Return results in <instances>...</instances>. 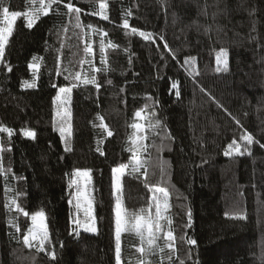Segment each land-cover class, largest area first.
Returning <instances> with one entry per match:
<instances>
[{
	"label": "trees",
	"instance_id": "trees-1",
	"mask_svg": "<svg viewBox=\"0 0 264 264\" xmlns=\"http://www.w3.org/2000/svg\"><path fill=\"white\" fill-rule=\"evenodd\" d=\"M71 2L82 9L83 25L102 32L87 35L92 30L85 27L81 33L61 4V15L41 16L31 29L19 18L5 49L12 71L0 65V125L13 129L11 137L0 133V146L10 149L2 153L4 166L12 170L7 185L0 175V264H115L113 169L132 161L135 130L130 125L147 123L135 117L146 105L142 115L161 126L147 129V151L140 156L148 164L122 176L120 201L138 214L153 205L154 187L169 192L176 253L169 261L166 248L149 257L151 264H264V0H106L109 20L93 14L99 0ZM7 5L21 12L29 7L27 0H7ZM129 9L132 15L126 16ZM125 18L128 29L122 27ZM131 27L152 33L156 43L132 35ZM101 38L109 70L93 73L89 63L80 61L105 67ZM109 42L119 47L110 48ZM87 44L92 54L84 52ZM221 52L228 56L226 71H217ZM32 64L38 65L35 76ZM65 68L96 75L101 85L99 90L91 84L74 88L68 140L61 138L55 120L58 89L71 84ZM25 80L36 86L26 87ZM173 81L179 82V98ZM23 130L34 131L36 138H26ZM249 133L259 141L250 146L251 156L224 155L234 139L243 150L241 137ZM66 143L71 151H65ZM85 169L92 172L97 235L76 234L73 226L69 180ZM6 187L13 190L6 193ZM12 197L29 216L6 206ZM151 210L154 214L155 207ZM40 211L51 236L46 249H54L55 260L22 242L32 227L30 215ZM240 215L246 219L233 218ZM189 238L197 244H188ZM138 244L134 235H122L125 264H135Z\"/></svg>",
	"mask_w": 264,
	"mask_h": 264
},
{
	"label": "snow or ice",
	"instance_id": "snow-or-ice-1",
	"mask_svg": "<svg viewBox=\"0 0 264 264\" xmlns=\"http://www.w3.org/2000/svg\"><path fill=\"white\" fill-rule=\"evenodd\" d=\"M27 3L29 5L28 10L21 12L16 10H10L9 6L7 5V0H0V65H3L8 72L12 71V67L6 63L5 60V49L9 43V40L13 34L14 26L18 18L23 17L25 20V25L27 28L31 29L35 26V24L38 22L41 16H48L50 13L55 15H61V11L59 8V5L63 4V7L67 10L66 13H63L64 15L69 17V20L73 23V27L76 29H80L81 33H84L85 27L88 29H91V33H88L87 35H93L98 34L99 32H102L101 29L95 28L93 25L89 24L87 26L83 25L81 22V12L82 9L79 7L74 6V4L71 2V0H68L67 3H63V0H27ZM56 6V7H54ZM108 4L106 0H99V10L95 11L93 14L100 16L103 20H109V16L107 13ZM207 4H205V14H206ZM132 12L131 10H127L126 16H131ZM122 27L124 29L130 28V24L127 18L123 19ZM63 31L67 32L68 28L65 26L63 27ZM131 34L132 35H139L142 37L145 41H150L151 43H156V40L152 33H147L144 31H140L135 27H131ZM103 36H107V32H103ZM161 40H163V37H160ZM159 47V45H157ZM108 47L110 48H118L119 46L116 44H113L111 42L108 43ZM164 48H168V44L165 41L163 44ZM171 51V49H169ZM84 52L87 54L93 53V48L91 44H87L84 48ZM221 56L226 57L227 53L222 52ZM221 56L217 57V64L221 63ZM34 61L37 58H33ZM40 61H42V57L39 58ZM173 59H175V56L173 55ZM59 60V58H58ZM100 62L102 65H105V67L97 68L92 64V61L88 60H81L80 63H89L91 66V71L93 73H101V72H107L109 68L107 67L108 60L105 54V44L103 41V38H101L100 42ZM187 63V61H185ZM224 70H227V60L224 59ZM29 67L36 68L38 67L37 64L29 65ZM220 68H217V71H220ZM67 73V75L64 76L65 80H69L71 82L70 86L66 87H60L59 92L64 95L65 97V112L64 115L61 116V122L57 128L59 131V134L62 139L68 140L69 137L72 135V124L70 121V114L67 111L66 103L67 99L70 97V94L72 92V89L75 87H79L80 84L84 85H94L97 90L101 87V85L97 81L96 75L88 76L87 74L82 75L81 72H74L71 68H65L63 70ZM35 76V72L33 73ZM57 74H61L59 71ZM195 75H199L197 72ZM79 81V84L76 83ZM108 83H111L109 80ZM194 86H199V82L195 79L193 80ZM24 85L26 87L32 88L35 87V81L29 82L27 80L24 81ZM175 91L176 97L181 96L179 82L173 81L171 85ZM201 92H205L206 90L203 87H200ZM209 98L217 104L218 107H223L219 103V101L216 100L214 96H212L210 93H206ZM57 99H60V97H57ZM151 99V97H149ZM147 105L145 106V109H142L140 111L135 112V117L147 121V123H137L133 122L130 127L135 130V133L132 137H130L131 143L133 147L129 148V151L133 152V158L131 161V171L128 174L132 173H138L141 171L142 168H146L148 161L141 159L140 153L147 151V145L144 143L148 139V136L146 135V131L148 128H159L161 126V122L159 120L155 121L153 123L150 119H148L147 115H142V112H145L147 109ZM227 111V109H225ZM60 115V113H57ZM231 115V113H229ZM97 119L100 121V126L107 129V125L103 123V117L98 116ZM239 123V121H237ZM96 126V125H94ZM0 133H7L9 137L13 134V129L0 125ZM23 135L25 137H28L30 139L36 138V133L31 130H23ZM108 136H112V131H107ZM242 140L246 142V144L243 146V150H241V145L237 143V141L234 139L231 143L228 144L227 150L224 151L225 156H230L233 153L237 156H243L245 154L251 156L252 150L251 145L259 144V141L255 140V138L249 133L245 134L241 137ZM261 148H264V144H260ZM10 151V149H6L3 146H0V175L5 177V184L7 185V177L12 174V170L9 167L5 168L4 161H3V155L2 153L4 151ZM70 143L65 144V151H71ZM97 151H100L99 148H97ZM104 153L101 152V155ZM130 167L129 164H121L119 167L113 169L114 173H116L115 178V190L117 193L121 192L122 184H121V177L126 173V170H128ZM161 171H163V168H161ZM142 175L146 176V172L142 173ZM75 176L77 177H83L85 181V189L82 191L81 187L79 186L78 182L76 180L71 181V184H77V190L75 195V208L77 209L76 218L73 220V223L77 226L80 225L81 221L79 219V210L82 208L85 214V217L90 218V222L88 219L84 222V230L85 231H96L95 228V221L94 217L91 216L92 213V202L90 199H88L87 192H86V185L91 182V171L90 170H76ZM17 179H23L21 177H17ZM13 189L11 187H6L5 191L6 193L9 191H12ZM153 195H152V201L153 205L155 207V213H152V206H149L147 210L141 209L138 214L136 213H129L126 209H124L120 203L121 197L117 195L116 200V221H115V264H125V262L122 259V235L124 233H129L134 235L139 244L136 247V251L140 254L139 257L136 259L135 264H151V260L149 257L155 256L157 254H163L165 252V249L167 248L169 250L168 254V260H172V256L174 253H176V237L174 234V231L171 228L172 220L169 218L167 213L170 210L169 205V192L164 187L156 186L152 189ZM19 195H23V193H19ZM71 203V201H69ZM10 209L15 208L17 212L23 213L24 216H29V213L24 211L22 206L18 203L17 199L15 197H12L9 199L8 204L6 205ZM145 211H147V214H145ZM189 221L187 226H191V213H188ZM234 219H246L245 216L240 215L233 217ZM46 215L43 211L37 212L35 214L31 215V221H32V227L28 229L27 233L23 236V244L29 248L35 247L37 251L46 252L48 255H50L52 260L56 259V253L53 250L48 251L46 249V244H48L51 240L50 232L48 229V225L46 223ZM13 227H16L17 231H20L18 225L13 224L11 225ZM163 240V244L160 243V241ZM187 243L190 245L195 246L197 244V241L195 239H188ZM262 261H264V256H262ZM129 264H132L131 261H129ZM161 264H163V261H161ZM179 264H184V262L181 260L179 261Z\"/></svg>",
	"mask_w": 264,
	"mask_h": 264
},
{
	"label": "rangeland",
	"instance_id": "rangeland-1",
	"mask_svg": "<svg viewBox=\"0 0 264 264\" xmlns=\"http://www.w3.org/2000/svg\"><path fill=\"white\" fill-rule=\"evenodd\" d=\"M221 53H218L217 57L221 56ZM224 59L227 60V65H228V62H229L228 61V56H226V57L221 56V63L217 64V66L221 70H224V63H223ZM216 63H217V59H216ZM31 69L33 70V72H35L37 70V68H33V67H31ZM63 87H66V86H63ZM73 94H74V88L72 89L70 97L67 99V103H66V108H67L68 113L70 114V121H71L72 127H73V119H72V117H73V113H72ZM57 97H60V99H57ZM57 97H56V100H55V120H56L57 126H59V124L61 122V116H63L64 112H65V97H64L63 94H61L59 92V89H58ZM58 112L60 113V115L57 114ZM26 138H28V137H26ZM28 139H30V138H28ZM129 165H130L129 169H131V162L129 163ZM85 170H88V169H85ZM81 171H83V170H81ZM75 172L73 173L72 177L69 180V186L71 188V200H70L71 203L70 204H71V207L73 208V211H74L73 220L76 218V214H77V209L75 208V203H76L75 195H76V190H77V184H71V181L76 180L78 182L79 186L81 187V190L83 191L85 189L84 178L75 176ZM116 175L117 174L114 173V193H115V196L117 197V195L120 196V192L117 193L116 190H115V178H116ZM121 180H122V177H121ZM86 192H87L88 199H90L91 202H92V213H91V216L94 217L96 231H85L84 230V222H85L86 219H88L89 222H90V218L85 217V214H84V211H83L82 208L79 210V219H80L81 223H80L79 226H77L76 224L73 223V226L75 227V233L76 234L88 233V234H91V235H97L99 233V228H98V223H97L96 217L94 215V203H93V198H92V196H93L92 172H91V182L86 185ZM120 203H121V201H120ZM115 214H116V208H115ZM167 215H168V213H167ZM30 217H31V215H30ZM46 218H47V216H46ZM46 223L48 225L47 219H46Z\"/></svg>",
	"mask_w": 264,
	"mask_h": 264
}]
</instances>
